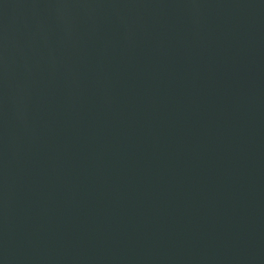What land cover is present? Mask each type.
Returning <instances> with one entry per match:
<instances>
[{
	"label": "water",
	"instance_id": "95a60500",
	"mask_svg": "<svg viewBox=\"0 0 264 264\" xmlns=\"http://www.w3.org/2000/svg\"><path fill=\"white\" fill-rule=\"evenodd\" d=\"M0 264H264V0H0Z\"/></svg>",
	"mask_w": 264,
	"mask_h": 264
}]
</instances>
